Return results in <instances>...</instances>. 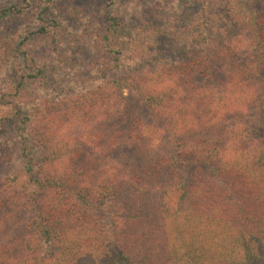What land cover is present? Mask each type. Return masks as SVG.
Instances as JSON below:
<instances>
[{"label": "trees", "instance_id": "trees-1", "mask_svg": "<svg viewBox=\"0 0 264 264\" xmlns=\"http://www.w3.org/2000/svg\"><path fill=\"white\" fill-rule=\"evenodd\" d=\"M62 1L0 42V264H264V0H158L140 38L120 0L102 20Z\"/></svg>", "mask_w": 264, "mask_h": 264}, {"label": "rangeland", "instance_id": "rangeland-1", "mask_svg": "<svg viewBox=\"0 0 264 264\" xmlns=\"http://www.w3.org/2000/svg\"><path fill=\"white\" fill-rule=\"evenodd\" d=\"M63 1L70 2V3L74 1L75 4L79 5L81 8L86 9V10L94 9L96 11V14L100 17L101 20L105 18L109 10L107 0H63ZM11 2H15L18 5L16 10L19 9L21 10V12L18 14L10 13L7 18L0 19V42H2L5 39L10 38L11 34L17 33L22 28H26L27 26L36 25L38 18L42 14L43 10H45V8L49 6L47 3V0H28V2L24 0H12V1L11 0H0V8L10 7ZM62 3H60L59 6H61ZM158 3H159L158 0H120V2H117L118 8H119L118 11L120 12V14L124 16V19H125V22L123 24V26L126 27L124 31V36L130 37V38L131 37L140 38L142 36L141 31H136V30H140V28L132 25L135 22L139 21V19L137 18H141V17H138L136 14L146 15V16H149L151 20H154V18L156 17L155 15H153L154 12H156L157 9L159 10L161 9ZM210 9L214 12L222 11L224 9L222 0H214L211 4ZM44 16L49 17L48 12H46ZM135 18L137 20H135ZM233 35H237V33L235 34L233 33ZM84 46H85L84 50L89 51V48H88L89 45L85 44ZM237 46L238 48H240L239 45ZM82 52L83 51H81V46H80V53L78 54L79 57H80V54L84 53ZM251 52L252 50L249 49V54ZM87 56L88 54L85 53V57ZM127 56L131 58L129 54H127ZM73 58L75 59L69 63L70 66L72 67L74 64L75 68H79L81 63L78 60V57H76V54L74 55ZM58 68L61 69V72H60L61 74H67L66 76H70L71 73H69V70L64 65H60ZM15 77L16 76L14 74H11V68L7 69L5 73L0 77V113L1 111L3 112V110H6L4 111V114L9 115V119L7 120L6 123H4V125L2 126V129L0 130V166L2 167L4 166L2 165L3 161H1V155L5 151H9V152H12L11 154H15V151L13 149V146L15 145L11 143V141H13L14 139L11 135L15 129L14 128L15 124L14 123L11 124V107L13 108L12 103L15 101V97H16L15 91L13 90V86L15 85L17 81ZM58 80H60V78H58L57 81ZM52 82L55 83V81L53 80ZM43 83H45V81L42 80L41 78H38L34 82L27 83L26 89L28 91H30L31 89L32 93H37L38 96L44 95V92L52 95V93L54 92L53 88H49L48 86V89H44L45 86ZM135 104L138 105L137 100ZM147 113H148L147 110L145 108H142L141 106V111L138 114H141L145 117L147 116ZM260 115L264 117V104L261 107ZM102 130L104 131V129ZM69 133L72 135H75L78 133V129L77 128L70 129ZM119 158H123V160L127 159V157H125L124 155H120ZM7 161L11 162V159ZM138 164L139 163L134 162V166H137ZM5 168L6 167L1 168V169L5 170ZM105 171H106V168H104V170H99L98 172L105 173ZM0 222L3 223L1 219H0ZM14 229H15V226L11 227V222L3 223V226L1 227L2 233H0V245H4L8 243V241L11 239V236L14 234L13 233Z\"/></svg>", "mask_w": 264, "mask_h": 264}]
</instances>
